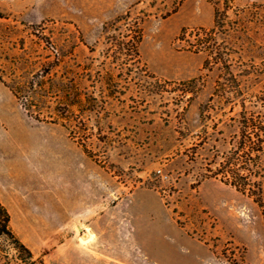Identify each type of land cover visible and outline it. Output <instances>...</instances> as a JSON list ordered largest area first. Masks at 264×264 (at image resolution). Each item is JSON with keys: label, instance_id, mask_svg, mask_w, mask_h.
I'll return each instance as SVG.
<instances>
[{"label": "rangeland", "instance_id": "374dc122", "mask_svg": "<svg viewBox=\"0 0 264 264\" xmlns=\"http://www.w3.org/2000/svg\"><path fill=\"white\" fill-rule=\"evenodd\" d=\"M216 1L0 0V199L34 255L0 234V264H67L75 235L117 243L76 246L98 264H264V205L204 177L243 109L264 116V0H234L241 27L218 34L230 73L178 39Z\"/></svg>", "mask_w": 264, "mask_h": 264}, {"label": "trees", "instance_id": "16d2710c", "mask_svg": "<svg viewBox=\"0 0 264 264\" xmlns=\"http://www.w3.org/2000/svg\"><path fill=\"white\" fill-rule=\"evenodd\" d=\"M223 4V8L220 5ZM255 8L262 7V4H253ZM234 0H218L215 2V22L213 27H184L182 33L178 37L179 40L187 42L186 48L196 52L205 51L207 57L204 62V67L214 68L220 66L222 69H227L230 73L231 61L233 60L232 52L224 45V41L219 39V32H236L240 25H237V20H233L229 11H235ZM244 11V8H241ZM122 19V18H121ZM120 19V20H121ZM224 30V31H223ZM194 36L195 40H191ZM142 36L139 35L138 40ZM37 75L40 80L30 81V88L37 87L40 90L46 91L47 84L44 83L46 74L39 73ZM67 90L68 85L64 82L60 84L59 91L56 97H61L59 93ZM48 89V88H47ZM19 97V94L15 92ZM68 94L62 96L65 107L69 106ZM61 99V98H60ZM94 101L96 97H93ZM95 105L93 104L92 107ZM31 110L32 106H26ZM93 109V108H92ZM252 112V111H251ZM66 112L59 114L64 116ZM240 125L241 130L237 136L233 146L229 152L222 156L219 161H216L215 168L209 169L210 173L206 174L205 178H218L221 181L234 186L236 189L248 193L253 196L260 204L264 205V116L254 112L248 113L245 108L241 112ZM0 234H7L13 237L21 247L27 250L30 258H33V252L29 247L25 246L15 235L11 227V214L8 208L0 199Z\"/></svg>", "mask_w": 264, "mask_h": 264}, {"label": "crops", "instance_id": "0c3cea01", "mask_svg": "<svg viewBox=\"0 0 264 264\" xmlns=\"http://www.w3.org/2000/svg\"><path fill=\"white\" fill-rule=\"evenodd\" d=\"M88 204L90 207L89 201H87V202L75 201L72 204V208L74 209V211L78 210V209L85 210V208L87 207ZM64 210H65V208L60 209V217L61 218H65L67 216ZM87 218L93 220L92 224L95 226L94 228H98L102 225L103 220L106 218V212L105 213L100 212L98 215L92 214V215L87 216ZM20 234H26V230L21 228ZM25 238H26V242L28 243L29 246H36L34 244V241L31 238H29L28 236ZM85 239H87V238H85ZM97 239L98 240L95 241L94 243L93 242L88 243V240H85L86 243H82L80 240V237H79V239H77V235H75L74 238L73 237H70V238L67 237L65 240L58 241L56 246H74L73 250L71 249V252L64 256L65 257L64 260L67 264H98L96 261L97 260L96 257H94V255L91 252H88V250H86L84 248L81 249V248L76 247V246H117V243L106 242L101 237H99ZM105 239H108V238L105 236ZM72 254H74V256H76V258H74V259H77V262L72 261V257H71Z\"/></svg>", "mask_w": 264, "mask_h": 264}, {"label": "bare ground", "instance_id": "6f19581e", "mask_svg": "<svg viewBox=\"0 0 264 264\" xmlns=\"http://www.w3.org/2000/svg\"><path fill=\"white\" fill-rule=\"evenodd\" d=\"M79 228H82L81 226H79ZM90 238V237H89ZM89 241V240H88ZM85 243V242H84Z\"/></svg>", "mask_w": 264, "mask_h": 264}]
</instances>
